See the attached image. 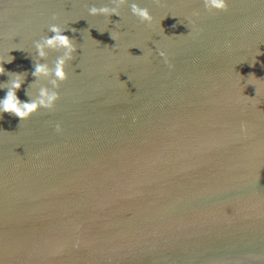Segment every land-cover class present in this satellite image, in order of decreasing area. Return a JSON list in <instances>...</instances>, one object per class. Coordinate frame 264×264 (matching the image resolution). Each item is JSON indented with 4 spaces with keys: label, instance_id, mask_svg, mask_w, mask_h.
Returning a JSON list of instances; mask_svg holds the SVG:
<instances>
[{
    "label": "water",
    "instance_id": "water-1",
    "mask_svg": "<svg viewBox=\"0 0 264 264\" xmlns=\"http://www.w3.org/2000/svg\"><path fill=\"white\" fill-rule=\"evenodd\" d=\"M132 3L156 22L178 17L161 21L163 34ZM104 6L112 0H0V58L24 74L22 101L49 86L32 76L49 26L77 46L52 110L0 115V261L264 264V4L129 0L119 17L88 14Z\"/></svg>",
    "mask_w": 264,
    "mask_h": 264
},
{
    "label": "clouds",
    "instance_id": "clouds-1",
    "mask_svg": "<svg viewBox=\"0 0 264 264\" xmlns=\"http://www.w3.org/2000/svg\"><path fill=\"white\" fill-rule=\"evenodd\" d=\"M260 3L264 4V0H259ZM129 0H112L111 7H90L88 9V14L90 16H104L106 18H110L112 16H120L119 9L124 5L128 4ZM204 8L208 12L212 11H226L228 9V0H203ZM131 13L139 18L141 22L147 23L152 26L154 23L159 28L160 32L164 34V29L161 26V21L165 18L178 17L171 13H165L158 22L154 21L153 16L149 12L148 8L141 7L138 3L131 4ZM199 12H193L192 17H199ZM55 19V17H53ZM76 22V21H75ZM74 22V23H75ZM180 24H184V20H179ZM186 26L190 31L187 35H195L198 32L196 28L195 20L191 17L187 18ZM118 27V25H117ZM173 28L176 25L172 26ZM48 31L52 33L51 36H42L39 40L34 42L35 48V65L34 70L32 71V76L36 79V81H47L49 86H39L35 96L30 101H22L17 96V91L21 89L24 83V74H13L7 73L5 68L3 67L6 63H11L14 57L8 55L7 58H0V75H9L12 77L8 83L0 84V88H6V94L0 98V115L7 113L17 117L21 122L27 120L32 114L36 113L39 109H47L52 110L55 107L56 101L59 99V92L57 91L60 87V83L65 81L68 78V74L66 72V66L70 61L74 59V54L77 52V46L74 43L73 39L66 35L65 32L68 31L67 27H61L56 24H52L49 26ZM71 31H76V29H71ZM90 36V35H89ZM182 36V35H179ZM111 38L116 41L117 35L115 32L111 34ZM95 41V40H94ZM135 47V46H134ZM133 48V47H132ZM139 48L142 51V55L135 56L138 59L147 60L151 55V49ZM11 50H21V48L13 47ZM49 50L59 51L62 54L57 57L55 60L54 66L50 67L48 63L43 62L47 60ZM9 51V52H10ZM259 51L257 50L256 56L259 55ZM160 57H162L165 63L168 62L167 54L164 51L159 52ZM255 56V58H256ZM254 58L253 62L249 64V66H253L256 62ZM172 65L169 63V68ZM242 78V77H241ZM259 79H256L254 75L252 78L246 81L247 84H253L256 88V96L259 95V90L256 87V82ZM244 85V86H246ZM31 95V94H29ZM255 96V97H256ZM245 99H250L255 101V98H249L244 96ZM56 131L60 132V125H56ZM241 131H245V127L241 126ZM260 169L257 168L256 179L259 178ZM0 264H3V261H0Z\"/></svg>",
    "mask_w": 264,
    "mask_h": 264
}]
</instances>
